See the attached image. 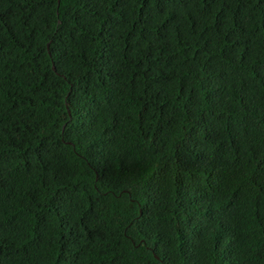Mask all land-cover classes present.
<instances>
[{
  "label": "trees",
  "instance_id": "obj_1",
  "mask_svg": "<svg viewBox=\"0 0 264 264\" xmlns=\"http://www.w3.org/2000/svg\"><path fill=\"white\" fill-rule=\"evenodd\" d=\"M0 264H264V0H0Z\"/></svg>",
  "mask_w": 264,
  "mask_h": 264
},
{
  "label": "water",
  "instance_id": "obj_2",
  "mask_svg": "<svg viewBox=\"0 0 264 264\" xmlns=\"http://www.w3.org/2000/svg\"><path fill=\"white\" fill-rule=\"evenodd\" d=\"M55 67V66H54Z\"/></svg>",
  "mask_w": 264,
  "mask_h": 264
}]
</instances>
